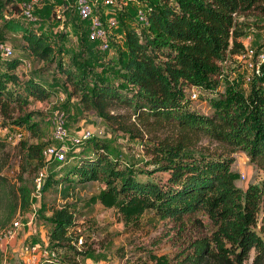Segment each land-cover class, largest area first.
Wrapping results in <instances>:
<instances>
[{
  "label": "trees",
  "instance_id": "1",
  "mask_svg": "<svg viewBox=\"0 0 264 264\" xmlns=\"http://www.w3.org/2000/svg\"><path fill=\"white\" fill-rule=\"evenodd\" d=\"M137 1L148 8V27L133 26L126 32L122 55L126 86L73 64L59 62L58 67L82 105L108 123L120 124L134 137L143 135L126 123L132 119L170 128L175 134L148 143L153 165L141 168L113 156L100 135L84 136L83 132L81 143L71 147L67 159L55 162L61 170L47 178L56 185L102 181L100 199L105 204L115 205L125 215L153 209L180 230L188 228L189 216L207 213L216 227L212 235L196 238L184 258L159 264H264V179L243 191L237 185L239 173L233 169L232 154L191 150L202 138H209L227 146L229 152H246L264 168V64L248 87L226 73V64L236 65V58L246 51L242 38L248 30L264 27V0ZM19 18L21 9L15 0H0V27L25 30L29 51L50 62L54 50L49 37L26 30ZM22 60L13 55L0 61V110L11 124L39 133L42 128L29 106L45 101L52 91L39 77L22 78L17 70ZM193 88L202 91L211 113L195 107ZM10 106L17 111L13 115H9ZM115 107L128 113H112ZM7 146L0 137V153ZM40 149L30 146L23 159L40 152L42 156ZM157 172L165 176L160 178ZM7 183L0 172V188ZM31 204L29 190L20 188L9 214L0 221V231L11 224L18 208L26 210ZM52 219L54 250L74 249L71 234L76 222L71 206L53 209ZM2 255L0 249V264ZM40 264L78 263L49 255Z\"/></svg>",
  "mask_w": 264,
  "mask_h": 264
},
{
  "label": "rangeland",
  "instance_id": "2",
  "mask_svg": "<svg viewBox=\"0 0 264 264\" xmlns=\"http://www.w3.org/2000/svg\"><path fill=\"white\" fill-rule=\"evenodd\" d=\"M73 4L74 0H43L38 5V22L31 23L19 18L26 30L33 29L49 37L54 50L50 62L36 58L29 51L24 39L25 30L15 32L5 26L0 27V43L11 46L15 57L21 56L24 59L17 68L22 78L26 80L39 77L52 91L45 101H34L29 106V109L36 113L34 121H39L42 128L39 133L25 125L11 124L8 115L0 110V137L8 142L6 151L0 153V172L8 179L6 186L0 188V221L9 214L10 206L17 200L20 188L29 190L31 200L37 205L35 229L24 227L10 245L0 247L3 254L2 264H28L23 254L27 246L38 248V251L32 254L37 257L32 264H40L49 255L74 259L78 264H159L160 260L176 262L192 251L190 244L196 238L211 236L215 231L216 227L207 213L201 211L189 216L188 228L184 230H180L173 221L161 217L153 209L125 215L115 205H107L101 201L100 194L105 187L102 181L63 182L56 185L52 183L53 180L47 178L48 184L41 199H35L33 196L37 172L45 169L52 178L61 168L56 163L45 160L41 152L38 156L29 155L27 160L23 159V154L30 146H38L43 150L47 145L56 144L55 123L60 117L71 135L93 129L95 134L108 142L113 156L124 158L141 168H152L153 165L148 143L175 134L170 128L145 125L132 119L133 121L126 123L140 130L143 135L134 137L120 124L108 123L96 111L86 109L82 105L58 67L59 62L65 65L73 64L78 69L92 71L125 85L122 80L124 30L133 26L145 28L136 21L142 7L138 4H144L137 0H118V3L106 6L104 0H95L96 6L104 11L106 19L115 16L119 21V27L113 32L114 34L119 31L117 35H113L116 50L112 55L101 52L97 43L88 39L86 23L81 21ZM242 41L247 46L264 50V27L254 26L248 30ZM1 59L3 57L0 56V61ZM235 61L236 65L229 62L226 64V73L243 87L250 86L256 71L243 63L239 66L241 60L238 57ZM28 62L30 66L27 65ZM224 88L223 84L221 90ZM191 93L193 97L196 95L195 107L200 112H212L209 103L202 99L201 90L193 88ZM8 111L9 115L17 112L13 106H10ZM112 113L128 112L124 108L115 107ZM196 149L232 154L236 159L233 169L239 173L237 185L243 191L251 183H260L264 179L263 166L253 162L242 150L229 152L227 146L209 138H202L196 147L191 148L192 151ZM156 175L163 178L165 173L157 172ZM67 204L75 215L76 226L71 234L74 249L54 250L50 240V233L55 226L52 219L53 209H62ZM32 208H18L12 221L24 220L31 215Z\"/></svg>",
  "mask_w": 264,
  "mask_h": 264
},
{
  "label": "built area",
  "instance_id": "3",
  "mask_svg": "<svg viewBox=\"0 0 264 264\" xmlns=\"http://www.w3.org/2000/svg\"><path fill=\"white\" fill-rule=\"evenodd\" d=\"M20 9L21 16L24 20L31 23L39 21L38 5L43 0H15ZM118 3V0H104L106 6H111ZM73 8L78 14L82 22L86 23L87 36L90 41L96 42L98 49L108 55H112L116 50L113 42V32L119 27L117 17L112 16L109 18L104 17V11L96 6L95 0H74ZM136 21L143 27H148V9L139 10ZM247 46V45H246ZM14 49L6 44L0 43V56L7 57L13 56ZM241 62L249 68H253L259 72L261 66L264 64V50H259L253 46H247L246 51L239 56ZM30 66V63H27ZM196 97V95H194ZM62 99V98H61ZM95 135V130H84V136ZM54 138L56 144H50L44 147L42 156L45 160L55 163L63 162L67 159V152L72 146L81 143L82 139L80 134L71 135L68 128L64 124V120L60 117L55 123ZM48 173L45 169L38 171L35 178V192L33 194L35 199H41L45 182ZM31 215L24 220H14L10 225L0 231V247L2 245H10L23 230L24 227L35 229V220L37 215V205L33 203ZM38 251L37 247H25L23 251L26 263L32 264L36 261L35 254ZM249 264V263H245Z\"/></svg>",
  "mask_w": 264,
  "mask_h": 264
},
{
  "label": "crops",
  "instance_id": "4",
  "mask_svg": "<svg viewBox=\"0 0 264 264\" xmlns=\"http://www.w3.org/2000/svg\"><path fill=\"white\" fill-rule=\"evenodd\" d=\"M138 6H142L141 8L140 7H138V8H140L139 10H142L143 8L144 9H148L147 7H145L144 5H140V4H138ZM108 12V11H107ZM109 14V13H108ZM112 17V16H111ZM126 32H127V30H124V34L126 35ZM117 33H119V31H117L115 34L117 35Z\"/></svg>",
  "mask_w": 264,
  "mask_h": 264
}]
</instances>
